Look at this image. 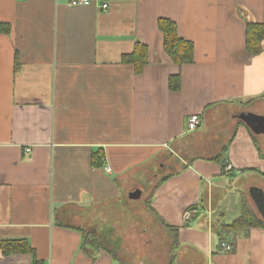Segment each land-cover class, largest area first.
Returning a JSON list of instances; mask_svg holds the SVG:
<instances>
[{
	"label": "crops",
	"instance_id": "1",
	"mask_svg": "<svg viewBox=\"0 0 264 264\" xmlns=\"http://www.w3.org/2000/svg\"><path fill=\"white\" fill-rule=\"evenodd\" d=\"M70 1L0 0V242L36 260L0 250V264H264V229L234 230L224 254L217 234L245 181L264 193V135L234 116H264V44L245 47L264 0ZM158 20L193 44L191 64L170 61ZM137 42L139 74L122 63Z\"/></svg>",
	"mask_w": 264,
	"mask_h": 264
},
{
	"label": "trees",
	"instance_id": "2",
	"mask_svg": "<svg viewBox=\"0 0 264 264\" xmlns=\"http://www.w3.org/2000/svg\"><path fill=\"white\" fill-rule=\"evenodd\" d=\"M158 30L162 35V46L164 53L167 57L177 66L188 65L193 62V44L191 42L185 41L178 36L176 26L174 23L168 20H158L157 23ZM7 26L0 25V33H8ZM264 44V25L259 24H249L246 27V40L245 47L248 54L251 56H256L261 51V46ZM147 61V47L141 42L135 43L134 50L131 54L122 57V63L133 68L135 74H139L143 66ZM180 86V77L175 75L169 78V88L170 90L177 92ZM226 148L214 159L221 169V174L225 175V172L229 174L231 170L229 169V163L226 158ZM103 161V156L101 153H95L93 155V165L101 166ZM251 172H256L251 170ZM259 174L258 172H256ZM242 212L241 214L231 223V224H221L219 225L218 240L220 245L227 244L224 243L228 236L238 229H251V228H261L264 229V222L260 220L255 213L247 205L246 201L242 198ZM152 213L154 212L150 209ZM155 214V213H153ZM158 223L163 226L166 230L170 231L173 238L177 239V229L167 225L163 220L158 217ZM82 243L84 247L92 246L93 248L100 249L101 245L98 243L95 237L84 236L82 238ZM0 250L4 255L11 254H27L33 259V263L36 262L34 256V251L28 246L25 241H15V242H0Z\"/></svg>",
	"mask_w": 264,
	"mask_h": 264
},
{
	"label": "water",
	"instance_id": "3",
	"mask_svg": "<svg viewBox=\"0 0 264 264\" xmlns=\"http://www.w3.org/2000/svg\"><path fill=\"white\" fill-rule=\"evenodd\" d=\"M239 119L253 134L264 135V116H259L253 114L249 111H241L234 115ZM249 196L253 202L256 210L264 222V193L261 189L252 187L249 190ZM139 192L132 190L129 194L131 199H137L139 197Z\"/></svg>",
	"mask_w": 264,
	"mask_h": 264
},
{
	"label": "built area",
	"instance_id": "4",
	"mask_svg": "<svg viewBox=\"0 0 264 264\" xmlns=\"http://www.w3.org/2000/svg\"><path fill=\"white\" fill-rule=\"evenodd\" d=\"M91 3V0H71L70 5L72 7H87ZM102 10L107 9V5H101ZM200 124V116L199 115H190L187 120V130L188 131H194L197 129L198 125ZM106 171L109 172L108 168H106ZM193 214V211H186L183 215L184 221H188L190 219V216ZM230 246L228 244H222L219 249L218 253L224 254L228 253L230 251Z\"/></svg>",
	"mask_w": 264,
	"mask_h": 264
},
{
	"label": "rangeland",
	"instance_id": "5",
	"mask_svg": "<svg viewBox=\"0 0 264 264\" xmlns=\"http://www.w3.org/2000/svg\"><path fill=\"white\" fill-rule=\"evenodd\" d=\"M257 137H259L258 139V142H259V145L264 149V137L262 136V137H260V136H257ZM261 183L264 185V179H262L261 180ZM249 187H251V185L249 184V182L248 181H245L244 182V187L242 188V189H240V190H242V192L244 193L242 196H241V198H243L245 201H246V203H248V206L250 207V209L253 211V213H255L256 214V216L260 219V216H259V214H258V212H257V210L255 209V207L253 206V202H251V200H250V198H249V196H248V193H247V191L249 190L248 188ZM247 190V191H246ZM235 215L233 214V213H229L228 214V217H230V218H233ZM261 220V219H260Z\"/></svg>",
	"mask_w": 264,
	"mask_h": 264
}]
</instances>
